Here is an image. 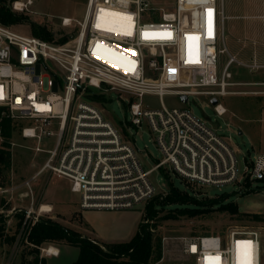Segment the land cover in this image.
I'll list each match as a JSON object with an SVG mask.
<instances>
[{"label":"built area","instance_id":"2783aa9c","mask_svg":"<svg viewBox=\"0 0 264 264\" xmlns=\"http://www.w3.org/2000/svg\"><path fill=\"white\" fill-rule=\"evenodd\" d=\"M223 1L87 0L80 22L60 18L61 27L79 26L67 44L0 24V117L20 125L15 130L34 144V155H45L29 179L0 186V197L9 200L20 189L25 192L19 194L32 197L31 184L44 173L66 180L82 211L132 209L145 203L156 194L149 176L160 169L201 186L241 187L246 181L264 185V154L242 155L238 161L235 154L240 151L187 107L167 108L161 102L163 95H174L182 104L189 97H206L210 103L226 95L264 97V77L247 83L231 79L232 64L264 73V51L261 61L253 57L249 63L228 53ZM0 3L24 13L33 0ZM221 54L227 60L220 68ZM241 86L255 89L234 90ZM102 88L124 93L130 126L140 128L144 121L155 135L162 158L150 169H144L133 145L87 98L88 90ZM144 95L157 97L160 108L144 109L136 101ZM213 110L218 117L226 113L218 101ZM32 165L37 166L34 161ZM51 212L48 205L35 211L31 203L17 239L24 240L41 215ZM263 231L247 226L222 236L181 237L180 252L189 264H238L237 256L240 264H262ZM49 249L44 250L47 256L58 255L57 249Z\"/></svg>","mask_w":264,"mask_h":264},{"label":"rangeland","instance_id":"374dc122","mask_svg":"<svg viewBox=\"0 0 264 264\" xmlns=\"http://www.w3.org/2000/svg\"><path fill=\"white\" fill-rule=\"evenodd\" d=\"M86 2L87 0H33L27 12L17 13L24 20L9 28L16 33L29 36L31 35L30 24L46 25L52 32L54 42L64 38L63 43H70L74 41L79 26L73 24L70 27H61L60 18H71L80 22L84 15ZM245 6H247V12L244 10ZM223 16V43L228 53L238 61H247V63L250 62L252 54L260 55L264 47V0H224ZM226 60V54L219 55L220 68ZM229 71L233 82L247 83L263 79L261 74L252 73L236 64H232ZM251 89L255 88L247 86L234 88L237 91ZM91 91L104 95L105 103H93L101 110L103 118L118 130L122 138L133 145L144 169H150L162 156L154 141L155 135L151 133L144 121L140 128L130 126L128 101L125 94H116L105 91L103 88L100 91ZM136 101H139L144 109L160 108L159 99L151 95H144ZM217 101L226 110L223 117L216 116L210 99L206 97H189L187 104L180 103L174 95H163L161 98L165 107L173 108L184 105L193 116L216 130L231 149L240 151V154H235L238 161L242 159V155L252 157L264 154V97L226 95L218 98ZM10 141L14 146L10 148L11 170L9 175L16 180L14 184H20L25 178L34 174L45 159V155H34L31 150L34 144L23 140L16 130ZM50 141L46 142L47 149L50 148L48 146ZM33 161L36 167L32 165ZM168 174L167 179L175 187L187 190L201 203L222 199L224 202L236 204L240 213L264 214V185L260 182L250 185L246 181L241 187L236 184L221 187L201 186L182 181L172 173ZM149 180L154 185L156 194L145 203L135 205L132 209L82 211L78 206L79 196L70 191L66 180L48 177L47 173L42 174L31 184L32 197L19 194L24 190L20 189L12 194L11 199H4L0 202V215L6 219V234L15 236V241L12 243L0 240V264H71L76 259L78 249L64 242L33 246L17 239L19 229L16 231L15 224L19 219L16 215L23 216L31 203L35 211L42 205L53 207L49 215H41L40 219H48L100 244L129 241L137 231L145 207L154 204L156 217L144 222L147 230L153 232L155 237H159L160 257L152 264H189L183 260L180 252L179 239L181 237L222 236L227 230L235 227L264 228V225H256L242 217L213 211L203 217L163 220L161 218L174 206L156 205L166 196V184L160 172L152 173ZM12 207L14 210L8 213ZM262 238H264V231ZM48 248L57 249L58 255L56 257L47 256L44 250Z\"/></svg>","mask_w":264,"mask_h":264},{"label":"trees","instance_id":"16d2710c","mask_svg":"<svg viewBox=\"0 0 264 264\" xmlns=\"http://www.w3.org/2000/svg\"><path fill=\"white\" fill-rule=\"evenodd\" d=\"M21 15L12 12L9 7L0 3V24L11 26L22 22ZM30 34L33 37L44 41L54 42L51 30L46 25L30 24ZM65 39L57 43L63 44ZM87 98L95 103H105L103 94L92 93L88 90ZM1 112V111H0ZM16 124L5 117H0V186L5 187L10 184L11 176V151L10 139L15 133ZM166 184V196L158 202L157 206H174L161 219L177 220L180 218H195L206 216L210 212L227 214L230 216L242 217L248 222L264 225V214H244L240 213L236 204L224 202L222 199L201 203L193 198L185 189H179L167 179V172L159 170ZM165 172V173H164ZM166 174V176H164ZM169 175V174H168ZM170 176V175H169ZM184 181V180H182ZM154 204L147 205L142 214L141 222L132 238L124 243L100 244L92 239L81 236L78 232L63 227L48 219H39L32 225L24 240L28 245L40 246L44 243L64 242L69 246L76 247L78 254L71 264H152L159 260V237H155L153 232L147 230L145 221L156 217L157 212ZM211 207V208H210ZM19 221L15 224L18 231L23 216L16 215ZM0 240L12 243L15 236H7L6 219L0 215Z\"/></svg>","mask_w":264,"mask_h":264},{"label":"crops","instance_id":"0c3cea01","mask_svg":"<svg viewBox=\"0 0 264 264\" xmlns=\"http://www.w3.org/2000/svg\"><path fill=\"white\" fill-rule=\"evenodd\" d=\"M244 10H245V12H247V6H245L244 7ZM231 17V16H230ZM229 17V18H230ZM232 18V17H231ZM246 18H247V16H246ZM252 18V17H251ZM255 18V17H254ZM232 29H235V28H232ZM233 31V30H232ZM263 51H264V47H262V50H261V53H260V55H256V54H252L251 56H250V60L254 57V58H256L257 60H259V61H261L262 60V58H263ZM244 63H247V61H245ZM259 74H261L263 77H264V73L263 72H258ZM263 73V74H262ZM257 74V73H256ZM41 155V154H40ZM38 156V155H37ZM32 176V175H31ZM30 176V177H31ZM29 177V178H30ZM29 178H25L24 179V181L25 180H27V179H29ZM14 181H16V180H14V177L13 176H11V182L13 183ZM65 182H67V181H65ZM68 183V182H67ZM67 185H69V184H67ZM66 189V188H65ZM24 191V190H23ZM23 191H20V193L21 192H23ZM5 198L4 197H0V202L2 201V200H4ZM64 201V200H63ZM52 207V206H51ZM52 209H53V207H52ZM82 214V213H81ZM10 221V220H9Z\"/></svg>","mask_w":264,"mask_h":264},{"label":"water","instance_id":"95a60500","mask_svg":"<svg viewBox=\"0 0 264 264\" xmlns=\"http://www.w3.org/2000/svg\"><path fill=\"white\" fill-rule=\"evenodd\" d=\"M180 100L185 103L186 102V97H180ZM211 104L214 106L217 104V100L216 99H212L211 100Z\"/></svg>","mask_w":264,"mask_h":264},{"label":"bare ground","instance_id":"6f19581e","mask_svg":"<svg viewBox=\"0 0 264 264\" xmlns=\"http://www.w3.org/2000/svg\"><path fill=\"white\" fill-rule=\"evenodd\" d=\"M44 209L47 210L48 208L45 207ZM49 252H50V253H56V249H55V248H50V249H49ZM237 262H238V264H240V263H239V256H237Z\"/></svg>","mask_w":264,"mask_h":264},{"label":"snow or ice","instance_id":"6c2138e0","mask_svg":"<svg viewBox=\"0 0 264 264\" xmlns=\"http://www.w3.org/2000/svg\"><path fill=\"white\" fill-rule=\"evenodd\" d=\"M208 12H209V15H211V12H212V10H211V9H209V10H208ZM145 35H147V34H145Z\"/></svg>","mask_w":264,"mask_h":264}]
</instances>
